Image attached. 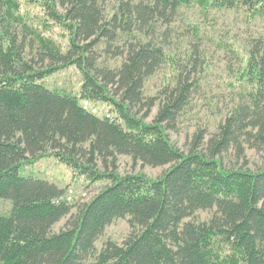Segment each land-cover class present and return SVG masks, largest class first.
I'll return each mask as SVG.
<instances>
[{"label":"trees","instance_id":"trees-1","mask_svg":"<svg viewBox=\"0 0 264 264\" xmlns=\"http://www.w3.org/2000/svg\"><path fill=\"white\" fill-rule=\"evenodd\" d=\"M108 2L0 0V198L12 202L0 214V264H264V167L227 168L222 160L231 149L243 155L246 144L264 148V32L251 41L241 71L248 101L207 142L198 132L189 152L167 129L189 101L199 49L192 68H179L160 96L144 92L146 79L176 60L158 37L182 5L242 9L264 20V0H121L110 10ZM103 52L121 64H104ZM72 67L81 79L69 93L57 75ZM45 154L72 176L109 184L89 202L73 203L27 169ZM118 155L170 166L156 179L121 176ZM99 158L112 166L100 170ZM208 209H215L209 221H185ZM126 215L134 228L128 238L98 252L105 228Z\"/></svg>","mask_w":264,"mask_h":264},{"label":"rangeland","instance_id":"rangeland-1","mask_svg":"<svg viewBox=\"0 0 264 264\" xmlns=\"http://www.w3.org/2000/svg\"><path fill=\"white\" fill-rule=\"evenodd\" d=\"M120 1L109 0L108 10L115 8ZM263 32L264 20L249 17L245 10L221 8L205 12L198 5H182L175 21L162 27L161 36L158 37L160 45L176 60L174 63L172 60L164 62L146 79V97L160 96L162 90L173 82L182 66L192 68L194 59L190 60V55L196 48L199 49L196 81L189 101L178 115L174 127L167 129L173 144L182 151L189 152L195 135L200 131L204 132L207 142L218 132L226 117L241 103L248 101L249 82L242 78L241 71L249 57L251 41ZM60 41L65 49L69 48L68 40ZM103 48L104 44L100 45L99 50L103 51ZM102 59L104 64L111 67L119 66L123 60L105 52ZM57 77L58 83L64 85L66 92L73 93L81 79V72L72 67ZM159 107L157 101L149 116L145 118L146 122L154 121ZM222 160L227 168L257 170L264 167V148H250L246 144L243 155H238L235 149H231L223 154ZM97 163L102 171L110 165L109 163L105 166L101 158ZM111 166L112 164L109 167ZM169 166L144 165L140 161L135 162L129 155H118L116 163L117 172L121 176L140 173L152 179L160 177ZM27 169L34 177L46 178L58 184L65 189V198L80 205L89 202L109 184L105 181L72 176L71 170L65 164L48 154L36 158L33 163L27 165ZM11 209L12 202L0 198V214L6 215ZM214 211L215 209L199 210L185 221H209ZM76 214L77 210H74L73 215ZM69 217L57 222L52 228L53 232L57 233L63 229ZM133 230L130 215L116 218L96 241L97 251L100 252L109 242L122 244Z\"/></svg>","mask_w":264,"mask_h":264}]
</instances>
